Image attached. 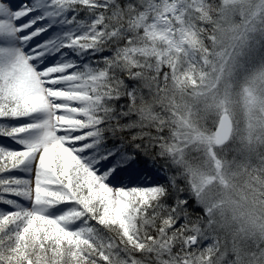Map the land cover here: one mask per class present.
Masks as SVG:
<instances>
[{
	"label": "snow or ice",
	"instance_id": "6c2138e0",
	"mask_svg": "<svg viewBox=\"0 0 264 264\" xmlns=\"http://www.w3.org/2000/svg\"><path fill=\"white\" fill-rule=\"evenodd\" d=\"M0 264H264V0H0Z\"/></svg>",
	"mask_w": 264,
	"mask_h": 264
}]
</instances>
